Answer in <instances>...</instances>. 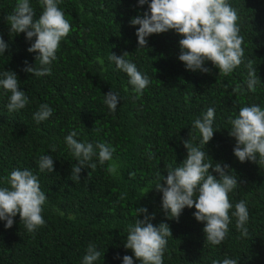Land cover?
Listing matches in <instances>:
<instances>
[{
    "label": "trees",
    "instance_id": "1",
    "mask_svg": "<svg viewBox=\"0 0 264 264\" xmlns=\"http://www.w3.org/2000/svg\"><path fill=\"white\" fill-rule=\"evenodd\" d=\"M228 2L238 13L244 61L227 76L219 75L210 61H205L210 73L187 70L178 59L183 37L175 30L146 37L147 47L138 50L139 26L130 21L148 11L147 4L62 0L59 7L71 30L60 43L51 74L36 77L23 70L25 61L36 64L37 53L27 51L35 38L30 42L25 33L10 35L5 17L14 11L17 0H0V34L9 45L0 54V73L15 71L29 98L24 109L9 112L10 93L0 87V187L8 186L5 178L13 169H28L38 176L48 197L45 224L34 232L26 230L19 215L10 229L0 220V264H82L90 243L101 252L94 264H123L125 255L140 264L132 250L125 248L127 228L135 223L137 207H147L149 215L155 214L154 226L164 222L171 228L164 264H212L224 258L238 264H264V165L239 161L228 124L229 116L238 115L241 107L257 104L264 108V0ZM30 4L38 19L42 12L39 0H30ZM112 52L117 56L128 52L125 58L149 78L142 95L134 91L127 74L108 60ZM248 60L254 61L261 80L255 92L245 83ZM237 84L242 86L240 94L232 91ZM110 91L121 97L115 113L104 103V94ZM44 103L53 115L38 124L33 117ZM209 107L215 108L216 131L202 146L192 125ZM73 130L78 141L115 148L112 161L103 166L93 157L96 169L82 168L78 181L71 173L73 164L79 162L65 142ZM190 132L192 143L209 155L206 160L223 162L234 170L240 184L229 193L233 205L229 215L236 203L247 202L248 237H241L236 218L231 217L225 240L220 245L206 244V222L195 219L194 207H186L178 221L164 212L162 192L155 186L162 175L167 176V165L175 167L186 158L183 141L190 139ZM42 155L52 156L54 172L39 170ZM109 163L117 165L114 174L106 170ZM210 172L218 178L213 169Z\"/></svg>",
    "mask_w": 264,
    "mask_h": 264
},
{
    "label": "clouds",
    "instance_id": "2",
    "mask_svg": "<svg viewBox=\"0 0 264 264\" xmlns=\"http://www.w3.org/2000/svg\"><path fill=\"white\" fill-rule=\"evenodd\" d=\"M42 12L38 19H34L36 12L30 0H17L14 11L5 17L12 33H25L28 41H33L27 49L29 53H37L35 66L28 65L23 69L36 77L50 75L51 64L56 60V53L60 43L71 30V24L59 7L62 0H39ZM139 6L148 5V11L133 17L132 26H139L136 30L138 50L147 47L146 37L175 30L183 38L179 41L180 53L178 59L185 64L187 70L210 73L205 67V61H210L219 69V75H229L244 61V43L237 24L239 19L237 10L228 0H138ZM9 45L0 34V54L8 50ZM128 52L117 56L112 52L108 60L113 62L118 70H122L129 77V84L138 94L150 84L149 78L138 70L135 63L125 57ZM253 60L245 63L247 77L245 83L249 91L255 92L261 83L257 69L253 67ZM39 64V67H37ZM0 87L10 93L7 110L9 112L24 109L29 98L19 86L17 73L5 70L0 73ZM242 86L237 84L232 91L241 93ZM187 100L188 97L186 96ZM121 100L119 93L110 91L104 94V103L115 113ZM53 115V109L46 103L39 106L34 114V120L39 124ZM215 108L209 107L201 117L193 121V129L197 130L200 145L206 146L213 139V123ZM229 136L235 138L234 155L240 162L251 161L264 165V108L257 104L244 106L238 115L229 116ZM78 133L73 130L65 137L67 147L79 162L73 164L71 176L74 181L80 180L82 168L95 170L97 164L93 157L103 166L112 161L115 148L107 143L78 141ZM194 137L190 132V139L184 140L187 156L182 163L173 167L166 166L167 176H163L155 189L162 192V208L169 219L179 220L183 210L195 208L193 213L199 222H206L203 232L206 244L220 245L226 238L231 217L236 218V228L241 237H248L246 227L249 221L247 202L241 200L235 204V210L229 199L231 193L240 184L237 176L230 171V166L223 162L213 163L206 160L209 157L202 147L192 143ZM56 150L55 145L51 151ZM98 150V151H97ZM151 155V154H150ZM38 168L54 172V159L51 155L39 157ZM213 169V175L210 172ZM109 174L117 170L115 163H109L106 169ZM91 173H88V176ZM87 176V177H88ZM8 186L0 187V220L6 221L5 227L12 228L14 218L19 215L21 223L28 232H34L45 224L43 217L44 205L48 197L41 190L38 176L28 169H13L5 178ZM163 181V183H162ZM124 194H121V199ZM137 218L134 224L127 228L125 248L132 250L140 264H164V253L168 238L172 231L167 223L161 222L154 226L151 220L155 214L149 215L147 207H137ZM144 214L143 219H139ZM101 257V252L94 244H89L82 264H94ZM119 258V257H117ZM123 264H134L132 256H123ZM212 264H238L231 258L222 261L213 260Z\"/></svg>",
    "mask_w": 264,
    "mask_h": 264
}]
</instances>
